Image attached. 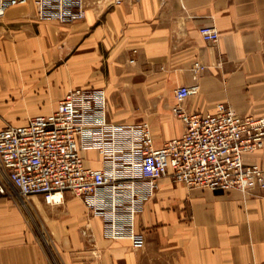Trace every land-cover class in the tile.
<instances>
[{
  "label": "crops",
  "instance_id": "crops-1",
  "mask_svg": "<svg viewBox=\"0 0 264 264\" xmlns=\"http://www.w3.org/2000/svg\"><path fill=\"white\" fill-rule=\"evenodd\" d=\"M213 27L216 43L199 29ZM205 67L196 78L191 67ZM197 84L180 107L264 116V0H88L83 20L39 21L34 5L0 19V111L8 125L56 109L75 88L102 90L110 119L149 125L153 147L180 137L174 90ZM28 117V118H27ZM0 122V129L8 126ZM87 167L101 168L94 151ZM246 165L264 169L260 149ZM0 264H264V192L214 191L158 181L136 218L143 247L104 236L103 222L70 195L47 204L21 197L0 169Z\"/></svg>",
  "mask_w": 264,
  "mask_h": 264
},
{
  "label": "built area",
  "instance_id": "built-area-1",
  "mask_svg": "<svg viewBox=\"0 0 264 264\" xmlns=\"http://www.w3.org/2000/svg\"><path fill=\"white\" fill-rule=\"evenodd\" d=\"M29 2L39 21L68 24L84 19L88 0H0V19ZM102 2L116 6L124 0ZM199 34L205 42L219 39L213 27L203 26ZM204 70L199 62L191 67L194 78ZM198 89L193 84L174 90L172 113L182 135L154 148L147 123L114 122L102 90L75 88L55 110L0 129V169L21 197L41 195L47 204H60L68 194L102 220L106 238L127 239L140 249L144 240L136 218L162 177L222 192L256 184L264 192V169L243 162L244 154L263 145L264 116L239 115L225 103L211 113L184 111L180 104ZM85 151L96 152L101 168L85 165Z\"/></svg>",
  "mask_w": 264,
  "mask_h": 264
},
{
  "label": "rangeland",
  "instance_id": "rangeland-1",
  "mask_svg": "<svg viewBox=\"0 0 264 264\" xmlns=\"http://www.w3.org/2000/svg\"><path fill=\"white\" fill-rule=\"evenodd\" d=\"M16 113H18V112H4V111H0V122H3V126L10 124V121H7L6 118H8V116H14Z\"/></svg>",
  "mask_w": 264,
  "mask_h": 264
}]
</instances>
